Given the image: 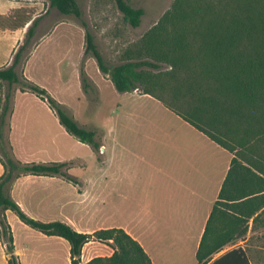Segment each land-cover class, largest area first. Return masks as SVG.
I'll use <instances>...</instances> for the list:
<instances>
[{"label": "trees", "instance_id": "obj_1", "mask_svg": "<svg viewBox=\"0 0 264 264\" xmlns=\"http://www.w3.org/2000/svg\"><path fill=\"white\" fill-rule=\"evenodd\" d=\"M124 21L139 25L142 8L127 0H113ZM48 9L72 15L86 26L77 0H47ZM40 20L29 6L0 13V29L16 30L26 26L22 41L8 65L0 66V237L9 264H19L6 210L45 235L64 238L70 246L72 264H151L142 245L121 227L81 233L69 224L43 221L29 216L11 197L10 186L24 174L60 175L76 179L63 169L65 162H22L5 147L3 127L10 114L12 93L31 91L54 111L59 124L80 142L97 150L94 130L78 124L49 91L17 71L28 58L32 37ZM85 53H91L100 72L109 77L118 92L138 89L160 100L167 108L203 132L215 143L232 152L229 170L206 222L197 264H207L214 253L242 236L247 219L264 206V0H173L170 7L141 38L136 54L146 58L128 59L115 65L105 63L92 35L85 31ZM83 88L86 77L81 70ZM6 87V89H4ZM262 192V193H261ZM261 193V194H260ZM229 204L226 200H239ZM264 214V208L253 218ZM97 240L113 251L81 262L82 247ZM250 264L241 248H233L210 264Z\"/></svg>", "mask_w": 264, "mask_h": 264}, {"label": "crops", "instance_id": "obj_2", "mask_svg": "<svg viewBox=\"0 0 264 264\" xmlns=\"http://www.w3.org/2000/svg\"><path fill=\"white\" fill-rule=\"evenodd\" d=\"M34 3L0 0V13L19 6L32 7ZM42 22L40 19L34 36L38 34ZM64 24V20L55 24L52 31L57 36L44 35L35 40L23 64V74L32 79L29 71L40 44L48 41L54 45L63 38V49L51 48L55 60L50 74L45 73L50 78L45 77L42 85L65 107L80 100L96 107L98 104L103 106L102 99L93 93L90 97L89 92L93 90L100 94L101 83L110 82L107 88L114 92L111 104L115 111L107 120L106 130L108 133L116 127L118 134L120 128L124 137L129 136L127 139L132 141V150L126 149V152L131 153L132 162L114 163L112 140L111 144L109 141L107 162L89 171L84 169V174H79L80 185L58 177L39 179V192L42 195L36 198L38 201L41 198L45 215L31 216L43 221H63L81 233L121 227L142 245L151 264H197L196 251L234 154L197 130L157 98L139 90L118 92L109 77L100 72L97 64L94 66L96 61L92 59L88 65L92 67L89 78L93 88L88 86L83 90L77 81L75 37L58 35L60 26ZM25 32L26 26L16 30L0 29V66L11 62L12 54ZM48 50L50 46L37 61L36 67L47 70L46 59L51 54ZM243 199L226 202L237 204ZM130 202L135 204V209L132 215L125 218L122 205ZM263 208L248 218L244 213L233 212L248 220L247 230L214 253L207 264L233 248L239 247L246 253L249 238L264 229V214H260L253 223V218ZM26 230L28 233L34 232L37 238L47 243L42 247L33 245L29 237L18 243L14 235V250L20 264H72L70 246L64 238L45 235L31 227ZM90 242L82 247L81 262L94 256L92 248L85 252L86 244ZM107 247L110 255L113 249L109 245ZM0 260H6L3 251ZM249 263L252 264L250 260Z\"/></svg>", "mask_w": 264, "mask_h": 264}, {"label": "rangeland", "instance_id": "obj_3", "mask_svg": "<svg viewBox=\"0 0 264 264\" xmlns=\"http://www.w3.org/2000/svg\"><path fill=\"white\" fill-rule=\"evenodd\" d=\"M22 1L27 3L35 2V6H32L35 9V15H40V19L43 21L38 28V34L32 37V44L28 52V57L35 40H37L39 36L44 35L57 36V33L52 30L57 22L64 20L65 24L60 26V33H58V35L66 36L69 34L75 37L77 81L80 82L79 84L83 90L86 89H84L82 85L81 70L86 77V87H92L90 82L91 79L89 78V74H92V67L88 65V62L89 60L91 61V59L94 62L96 61L91 53H85V31H88L92 35L93 42L105 63L108 65H115L128 59V51L129 53L131 52V59H143L146 58L144 55L138 56L136 54L141 38L158 21L160 16L173 2V0H127L132 7L143 9V15L141 16L139 25L132 27L123 20L122 14L117 9L113 0H77L82 10V19L86 24V26L83 27L81 21L74 16L61 15L54 8L48 9L47 0ZM40 45L31 63L29 72L31 73L32 79L29 80L44 87L42 82H44V78L48 76L46 74H50L51 65L55 60V54L54 51L52 52L51 48L55 47V50L56 48L61 50L63 46H65V43L63 38H61V41L54 43V45L48 41ZM48 46H50L48 52L51 54L46 59L48 60V67L45 68L47 70H44L40 66L36 67V63L45 52L47 53ZM24 63L25 62L17 67V71L22 73L23 76ZM96 64L97 62L94 65L95 67ZM107 85L110 86V82L101 83L102 90L100 94L93 90L88 94L90 97L92 93L95 97H101L103 106H99L97 103L98 105L94 107L84 100H80L74 104L71 102L70 107L61 105L65 112L74 116L79 125L95 131V138L99 142L97 150H93L89 145L80 142L76 137L67 133L66 130L58 124V119L54 111H52L48 104L36 94L31 91H20L19 89L12 93L10 114L7 116L3 127L6 149H8L9 153L16 159L22 162H65L67 166L63 170L78 181V183H74L60 175L24 174L16 178L10 186V195L29 216L45 215V207L40 202L41 198L39 201L36 198L37 195H42V193L39 192L41 186L38 181L49 179L50 177H58L76 185H80L79 174H84V169L89 171L90 169H94V166L107 162L109 141L111 144L112 140L111 150L112 154L115 156L114 163L122 162L124 164H130L132 162L131 153L126 152V149L129 151L132 150V141L127 139L129 136L124 137L125 135L120 128H118L119 135L117 134L116 127L110 129L108 133L106 130L108 129L106 127L108 124L107 120L113 115L112 111H115L111 104L114 99V92L112 93V91L107 88ZM4 89H6V87ZM130 93L133 94V92ZM105 104H107L106 107L104 106ZM103 121L105 122L103 123ZM115 138L119 141L115 142ZM2 172L3 167L0 164V175ZM123 205L122 209L124 213H122V215L128 218V216L133 214L135 204L130 202L128 204L126 203L124 207ZM5 214L7 222L10 225L12 236L14 237L15 235L18 243L25 238L27 239V237L33 241V245H40L42 247L47 243L37 238L34 232L28 233L26 229L30 227L21 222L11 210L6 211ZM91 241L92 242L86 244L85 252L92 248L94 250L93 257L109 255L110 251L108 250L110 249L107 247L109 244L97 240ZM2 251L5 253L6 260L5 262L0 260V264H9L8 258L10 254L6 252L0 237V255H2ZM13 254L16 255L18 263L20 264L19 257L14 249ZM246 254L252 264H264V229L253 233L249 238Z\"/></svg>", "mask_w": 264, "mask_h": 264}, {"label": "built area", "instance_id": "obj_4", "mask_svg": "<svg viewBox=\"0 0 264 264\" xmlns=\"http://www.w3.org/2000/svg\"><path fill=\"white\" fill-rule=\"evenodd\" d=\"M135 91H137L138 89H134Z\"/></svg>", "mask_w": 264, "mask_h": 264}]
</instances>
